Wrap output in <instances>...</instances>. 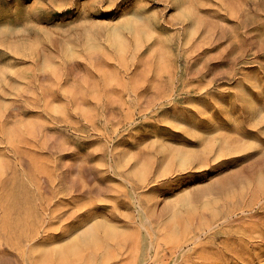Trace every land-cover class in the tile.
<instances>
[{
	"label": "rangeland",
	"instance_id": "obj_1",
	"mask_svg": "<svg viewBox=\"0 0 264 264\" xmlns=\"http://www.w3.org/2000/svg\"><path fill=\"white\" fill-rule=\"evenodd\" d=\"M0 264H264V0H0Z\"/></svg>",
	"mask_w": 264,
	"mask_h": 264
},
{
	"label": "bare ground",
	"instance_id": "obj_2",
	"mask_svg": "<svg viewBox=\"0 0 264 264\" xmlns=\"http://www.w3.org/2000/svg\"><path fill=\"white\" fill-rule=\"evenodd\" d=\"M182 203L185 204V205L191 204V202L189 200H187V199H185Z\"/></svg>",
	"mask_w": 264,
	"mask_h": 264
}]
</instances>
